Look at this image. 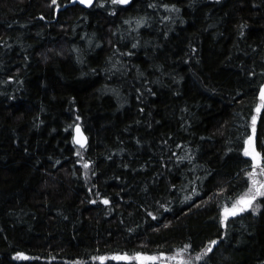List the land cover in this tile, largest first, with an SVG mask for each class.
<instances>
[{
    "label": "trees",
    "instance_id": "1",
    "mask_svg": "<svg viewBox=\"0 0 264 264\" xmlns=\"http://www.w3.org/2000/svg\"><path fill=\"white\" fill-rule=\"evenodd\" d=\"M57 3L0 0V264H137L111 257L185 243L194 256L210 240L196 264H264V198L219 216L250 168L264 0Z\"/></svg>",
    "mask_w": 264,
    "mask_h": 264
},
{
    "label": "snow or ice",
    "instance_id": "2",
    "mask_svg": "<svg viewBox=\"0 0 264 264\" xmlns=\"http://www.w3.org/2000/svg\"><path fill=\"white\" fill-rule=\"evenodd\" d=\"M73 3L76 0H72ZM112 5L126 6L132 3V0H110ZM52 5H55L57 8L60 5L57 3V0H51ZM79 3L91 7L93 5V0H79ZM103 6V4H101ZM148 7L156 8L155 3L149 4ZM166 11H178L175 5L169 6L168 4L160 5ZM113 15H115V10H113ZM164 20L170 19V17H163ZM125 23L131 24V21H125ZM146 24V19L144 17L138 18L136 20V30L143 27ZM133 48L137 47V44L132 45ZM128 55H132L131 52ZM149 91H151L149 89ZM80 117L77 116V120ZM258 125L264 127V84H261L258 88V94L255 97V102L253 104L250 118L246 124V132L241 145V151L244 157L249 158L245 163L250 164L249 170L245 171V176L247 177L245 189L238 193L235 198L231 196L225 197V202L219 205V216L220 223L224 226L227 225V222L230 218L237 217L245 212L252 211L256 213L260 207L257 204L259 198H264V150H261L257 146L258 140ZM70 128H74L75 136L73 137V142L80 145V148H85L87 145V137L81 130L79 124L69 125ZM250 129V132L248 131ZM231 150V149H230ZM77 156H81V152L77 151ZM179 161L184 159L191 160L190 156L178 157ZM83 167L85 169L89 168V162H84ZM87 176V172L85 173ZM174 187V185H173ZM223 189H220V193H223ZM190 197H186L189 199ZM211 199V197L209 198ZM102 202L105 205H108L110 201L107 198H103ZM96 203V201H92ZM148 215L152 216L153 219H156V216L153 213L149 212ZM218 244V240H210L208 244L202 248L200 251H197L194 256L189 253L193 250L191 243H185L182 247L176 249L173 254H166L164 252L148 254L144 252H135L129 254L127 252L120 254L112 255L111 259L114 261H133L135 260L137 264H196L203 260L208 254L213 252L214 247ZM16 259H28L24 253H16ZM93 260L101 261V264L108 259L107 256L92 257Z\"/></svg>",
    "mask_w": 264,
    "mask_h": 264
},
{
    "label": "water",
    "instance_id": "3",
    "mask_svg": "<svg viewBox=\"0 0 264 264\" xmlns=\"http://www.w3.org/2000/svg\"><path fill=\"white\" fill-rule=\"evenodd\" d=\"M95 3H96V0H93V5H92L91 7H88V6H86V5H82V4H80V3H79V0H76L75 3L72 2L73 5H79L80 7L85 8V9L92 8V7L95 5ZM80 127H81V130H82V132L84 133V135L87 137V135L85 134V132H84V130H83V127H82L81 125H80ZM74 136H75V131H74V129H73V137H74ZM74 144H75V143H74ZM87 144H88V138H87ZM75 146L78 147V148H80V145H78V144H75ZM86 147H87V145H86ZM86 147H85V148H86ZM80 149H84V148H80Z\"/></svg>",
    "mask_w": 264,
    "mask_h": 264
},
{
    "label": "rangeland",
    "instance_id": "4",
    "mask_svg": "<svg viewBox=\"0 0 264 264\" xmlns=\"http://www.w3.org/2000/svg\"><path fill=\"white\" fill-rule=\"evenodd\" d=\"M197 263V262H196Z\"/></svg>",
    "mask_w": 264,
    "mask_h": 264
}]
</instances>
